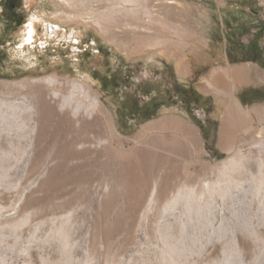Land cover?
<instances>
[{"label": "rangeland", "instance_id": "rangeland-1", "mask_svg": "<svg viewBox=\"0 0 264 264\" xmlns=\"http://www.w3.org/2000/svg\"><path fill=\"white\" fill-rule=\"evenodd\" d=\"M22 3L27 13L42 12L59 26H54L56 34L50 33L47 38V49L40 47L45 40L41 35L24 42L32 28L26 31V36L21 28L6 37L11 43L4 65L9 69L0 75V84L50 73L87 82L113 119L118 131L112 138L114 146L131 156V162L134 152L143 148L133 139L141 127L153 120L175 116L192 125L198 154L192 153L190 159L186 155H169L163 148L152 152L177 162L180 181L186 173H192V187L199 189L203 177L215 179L210 173L203 176V169L229 156L218 145L227 103L223 95L206 88V80L215 69L246 66L249 80L237 86L234 95L246 108L264 106V30L256 32L251 25L252 21L264 22V0H22ZM181 32H186V36ZM134 34L151 42L137 47L131 41ZM71 35L83 39V53L69 49ZM31 65L41 69L24 68ZM111 76L115 78L113 84ZM180 85H191L213 103L201 109L192 105L195 115L189 118L183 107L171 106L170 98H177L175 90ZM151 97L157 101L156 108L140 111L143 104H150ZM205 120L214 121V144L205 140L202 131ZM35 121L20 111L9 123L4 122L0 131V193L6 195L0 203L4 206L0 226L9 214L15 216L13 220L18 218L20 206L32 203L33 198L38 199L36 204L40 207L27 208L30 219L16 236L6 228L0 229V264H24L20 256L29 250L39 255L29 264H264V198L252 192L251 181L244 180L239 186L231 184L230 196L214 195L205 199L206 204L193 199L190 222L179 211L180 201L169 207L171 210L163 209L170 192L166 199L157 192L149 197L152 181L144 186L142 197L135 202L120 197L119 212L109 210L104 216L101 212L105 202V193L101 191L104 182L96 189V181L90 185L76 180L73 171L67 172L74 178L70 176L67 181L63 177V181L60 171L51 177L59 179L61 174L59 184L63 182L64 187L48 190L51 188V180L45 181L48 171L33 167L44 151L34 137ZM102 122L109 132V121ZM252 124L254 128L264 126V117L254 119ZM158 132L161 134L152 129L150 134ZM164 134L167 140L169 131ZM241 147L246 149L248 144ZM62 199H69L71 208L57 207ZM68 212H72L70 221L62 225L59 215ZM41 256L46 262L41 261Z\"/></svg>", "mask_w": 264, "mask_h": 264}, {"label": "bare ground", "instance_id": "bare-ground-1", "mask_svg": "<svg viewBox=\"0 0 264 264\" xmlns=\"http://www.w3.org/2000/svg\"><path fill=\"white\" fill-rule=\"evenodd\" d=\"M56 32V28H53L51 35ZM32 33L31 29L24 42H30ZM181 35L186 36V32H181ZM140 37L136 34L131 37V41L137 47L151 42ZM157 42L159 41L155 43ZM248 80L247 67L244 65L215 69L206 80V88H212L214 92L223 95L227 103L219 129L218 145L228 151L229 156L203 169V176L210 173L215 175V179L201 178L199 189L192 187V173H186L180 181L177 162L152 152L163 148L169 155H186L190 159L192 153L195 152L197 155L198 144L192 125L175 116L144 124L138 135L133 137L143 148L138 150L139 153L134 152L132 158L134 160L131 162V156L124 155V151L114 146L112 138L118 135V131L99 94L90 84L78 78L50 73L22 80L3 81L0 84V94L3 96L0 98V131L3 128L2 124L9 123L20 111L26 117H34L36 120L32 129L34 137L38 144L41 142L44 151L39 155V159L34 161L33 167L48 171V178L45 181L51 180V188L48 190L52 189V192L64 187L63 182L59 184L60 173L59 179H55L57 177L54 176L55 181L51 179L54 173L60 171L63 172L62 180L75 176L76 180L90 185L96 181L97 186H94L96 189L104 182L101 191L102 194L105 193V202L101 212L102 215L107 216L109 210L114 214L119 212L117 207L120 197L135 202L143 196L144 186L152 181L149 197L155 196L157 192L161 198L166 199L167 193L170 192V199L164 203L163 209L174 207L180 201V204H177L181 205L179 211L184 214L186 221L190 222L193 199H196L195 202L197 200L204 202L214 195L230 196L231 184L238 185L244 180H249L252 182L249 184L252 192L264 198V126L254 128L252 124L254 119L260 120L264 117V106L252 105L246 108L234 95L236 87L247 83ZM103 119L109 121V132L105 130ZM152 129H158L161 134L162 131L163 134L165 130L169 131V138L166 140L165 134L161 135L159 132L156 135L150 134ZM248 141L249 143H246ZM243 144H248V147L243 149L241 147ZM192 146H194L193 151ZM67 171L75 172L74 176L69 175ZM159 175L161 178L158 180ZM5 196L0 193V203L6 199ZM37 200L33 198L32 203L25 202L22 207L20 206L18 218L13 220L15 216L9 214L0 229L6 228L8 233L16 236L18 229L30 219L31 213L26 212L27 208L30 206L36 208ZM70 203L69 199H62L57 203V207L68 208ZM39 208L37 207L36 210ZM3 210L4 206L0 205V216H3L1 213ZM71 213L59 215L60 217L57 216L55 219L59 217L63 225L70 221ZM184 225L183 223V227ZM37 256L39 257L37 252L29 250L20 258L24 264H29ZM40 258L42 262H46L42 256Z\"/></svg>", "mask_w": 264, "mask_h": 264}, {"label": "flooded vegetation", "instance_id": "flooded-vegetation-1", "mask_svg": "<svg viewBox=\"0 0 264 264\" xmlns=\"http://www.w3.org/2000/svg\"><path fill=\"white\" fill-rule=\"evenodd\" d=\"M42 15V12L27 13L22 0H0V75L6 73L9 69L4 65V60L8 52V45L11 43L9 40H6V37L18 32L21 28H23L24 36H26V31H29L32 28V40L38 35L44 36V44H40V47L47 49L46 47L48 46L46 45V42L47 38L51 37L50 31L53 28H56L54 26L59 25L53 24V22L48 19L46 15ZM251 25L256 28V32L264 30V22L262 20L252 21ZM50 27H52L51 30ZM68 40L70 41L69 49L71 48V51L77 54L85 51L83 39H77L71 35L68 37ZM73 49H75V51ZM97 51L98 49H96V52ZM24 68L26 70H40L41 66L31 65L25 66ZM114 80L115 78L111 76L110 84H113V82H115ZM175 94L177 95V98H174L173 96L170 98L171 102H173L171 106L183 107L184 112L191 119L192 115H195L192 111V105L196 108L198 105L200 106L199 109H201L206 108L207 104L213 103L210 98H207L206 96H199L198 93L193 90L191 85L178 86L175 90ZM150 99V104H143L140 111L143 110L149 112L156 108L157 101L152 100V97ZM202 131L206 142L214 144V138L216 135L214 121L205 120L202 125Z\"/></svg>", "mask_w": 264, "mask_h": 264}, {"label": "trees", "instance_id": "trees-1", "mask_svg": "<svg viewBox=\"0 0 264 264\" xmlns=\"http://www.w3.org/2000/svg\"><path fill=\"white\" fill-rule=\"evenodd\" d=\"M198 93V95L199 96H202V97H204V95L203 94H201V93H199V92H197ZM207 98H210V97H207ZM243 101V100H242ZM244 102V101H243Z\"/></svg>", "mask_w": 264, "mask_h": 264}, {"label": "water", "instance_id": "water-1", "mask_svg": "<svg viewBox=\"0 0 264 264\" xmlns=\"http://www.w3.org/2000/svg\"><path fill=\"white\" fill-rule=\"evenodd\" d=\"M225 110H226V105L224 104V111H225ZM222 115H223V114H222ZM221 118H222V117H221ZM221 118H220V119H221Z\"/></svg>", "mask_w": 264, "mask_h": 264}, {"label": "crops", "instance_id": "crops-1", "mask_svg": "<svg viewBox=\"0 0 264 264\" xmlns=\"http://www.w3.org/2000/svg\"><path fill=\"white\" fill-rule=\"evenodd\" d=\"M220 129V128H219ZM218 138H219V133H218Z\"/></svg>", "mask_w": 264, "mask_h": 264}]
</instances>
